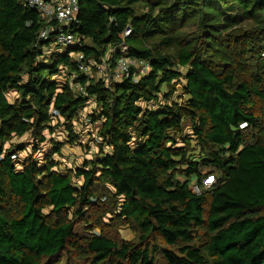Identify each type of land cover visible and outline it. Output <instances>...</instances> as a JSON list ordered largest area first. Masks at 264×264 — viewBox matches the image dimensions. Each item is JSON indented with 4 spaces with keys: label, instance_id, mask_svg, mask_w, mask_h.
<instances>
[{
    "label": "trees",
    "instance_id": "trees-1",
    "mask_svg": "<svg viewBox=\"0 0 264 264\" xmlns=\"http://www.w3.org/2000/svg\"><path fill=\"white\" fill-rule=\"evenodd\" d=\"M79 6L81 43L61 50L37 10L0 0V264H264V0ZM123 42L147 73L107 87L80 71L79 53L101 63ZM91 99L92 158L62 169L55 139L20 156L15 138L47 143L61 119L76 144Z\"/></svg>",
    "mask_w": 264,
    "mask_h": 264
},
{
    "label": "built area",
    "instance_id": "built-area-1",
    "mask_svg": "<svg viewBox=\"0 0 264 264\" xmlns=\"http://www.w3.org/2000/svg\"><path fill=\"white\" fill-rule=\"evenodd\" d=\"M23 4L29 8L37 10L46 20V26L40 32V39L47 40L50 38L51 32L56 33V45L58 47L71 48L81 43V40L74 34L70 27L78 23L79 0H65L55 3H49L46 0H21ZM132 33L130 26L125 30V36ZM117 49V48H116ZM114 48L107 56L102 59L101 63H95L91 59H87L84 53H79L76 56L80 71L87 75H91L92 67L96 65L97 76L105 81L107 87H111L114 82L122 81L123 78L129 75L133 68H136L139 74H145L149 70V63L143 60H137L131 57L128 52L130 50L126 43L120 45V50ZM138 78V74L134 76ZM79 90H83L80 85H77ZM57 114V111L53 112ZM247 123L241 125L246 127ZM214 175L206 178L205 184L211 186L214 183ZM211 181V183H208Z\"/></svg>",
    "mask_w": 264,
    "mask_h": 264
},
{
    "label": "rangeland",
    "instance_id": "rangeland-1",
    "mask_svg": "<svg viewBox=\"0 0 264 264\" xmlns=\"http://www.w3.org/2000/svg\"><path fill=\"white\" fill-rule=\"evenodd\" d=\"M61 50L68 49L67 47H59ZM55 49H50L49 53ZM58 77V76H57ZM63 77H59L62 79ZM179 88V86H178ZM166 90V89H165ZM14 93L10 95L13 98ZM97 108V105L94 99H91L87 106L80 112L78 119L74 122V130L76 135L79 137V140L76 144L71 143L68 137V132L66 131V127L63 125L64 120L61 119V126H57L54 133H50L49 130L45 131V134L49 138L47 143L39 144L34 140L30 133L26 134L23 137L15 138L13 140L14 143L18 145L25 146L26 150L22 151L20 154L21 157H25L27 154H32L34 149L33 146L40 147L42 151H46L50 147V139H55L57 141H61L63 143L62 154L61 156H56V159L60 162V166L62 169L73 167L74 165L81 164L84 159L92 158L96 153H98L97 143L99 142V138L97 136V124H92L90 115ZM57 123L56 120L53 122ZM99 123V122H98ZM189 127L186 128L188 131ZM98 141V142H97ZM9 146V144H8ZM37 157L42 159L44 157V153H38ZM206 185V184H205ZM192 187L195 191H198L197 185L195 183L192 184ZM210 188V186H207ZM107 223L111 221L109 218L106 219ZM112 228L109 225V229ZM99 230V229H98ZM115 236L131 240L134 238V234L130 231V229L126 226H119L112 231ZM60 264H78L71 256H68L67 253L63 254L62 262Z\"/></svg>",
    "mask_w": 264,
    "mask_h": 264
},
{
    "label": "clouds",
    "instance_id": "clouds-1",
    "mask_svg": "<svg viewBox=\"0 0 264 264\" xmlns=\"http://www.w3.org/2000/svg\"><path fill=\"white\" fill-rule=\"evenodd\" d=\"M208 183H211V181H208Z\"/></svg>",
    "mask_w": 264,
    "mask_h": 264
}]
</instances>
